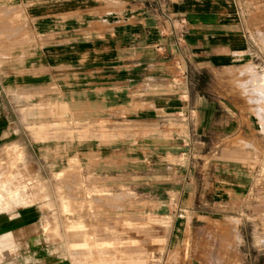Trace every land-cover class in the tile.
<instances>
[{
    "label": "crops",
    "instance_id": "1",
    "mask_svg": "<svg viewBox=\"0 0 264 264\" xmlns=\"http://www.w3.org/2000/svg\"><path fill=\"white\" fill-rule=\"evenodd\" d=\"M263 35L264 0H0V164L8 150L53 137V118L38 120L39 110L87 111L111 136L130 128L97 150L95 190L132 188L135 124H155L159 142L201 148L244 131L230 92L247 66L262 72ZM39 126L41 139L29 130ZM21 203L0 200V254H13L5 264H83L46 233L40 204Z\"/></svg>",
    "mask_w": 264,
    "mask_h": 264
},
{
    "label": "rangeland",
    "instance_id": "2",
    "mask_svg": "<svg viewBox=\"0 0 264 264\" xmlns=\"http://www.w3.org/2000/svg\"><path fill=\"white\" fill-rule=\"evenodd\" d=\"M262 44L264 61V35ZM234 82L244 131L201 148L159 142L155 124H135L129 189L95 190L93 175L97 150L125 124L111 136L108 121L87 118L91 112L39 110L38 120L53 118V137L30 128L44 140L7 151L0 200L40 204L46 233L69 242L70 257L83 264H264V64ZM85 113L86 124L78 120ZM62 120L69 125H56ZM174 198L180 205L169 207Z\"/></svg>",
    "mask_w": 264,
    "mask_h": 264
},
{
    "label": "built area",
    "instance_id": "3",
    "mask_svg": "<svg viewBox=\"0 0 264 264\" xmlns=\"http://www.w3.org/2000/svg\"><path fill=\"white\" fill-rule=\"evenodd\" d=\"M8 257H13V254L7 250L4 255L0 254V264H5V260H7Z\"/></svg>",
    "mask_w": 264,
    "mask_h": 264
}]
</instances>
